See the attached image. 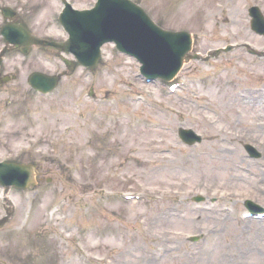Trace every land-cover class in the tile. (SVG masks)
<instances>
[{"label": "rangeland", "instance_id": "374dc122", "mask_svg": "<svg viewBox=\"0 0 264 264\" xmlns=\"http://www.w3.org/2000/svg\"><path fill=\"white\" fill-rule=\"evenodd\" d=\"M3 1L33 33L44 28L65 38L50 27L59 1ZM132 1L163 28L190 32V53L201 59L184 63L172 78L179 86L169 91L172 79L144 82L138 63L112 43L93 70L66 66L56 53L40 56L38 48L30 60L8 55L4 67L18 80L0 87L12 90L0 93V160L32 161L45 172L36 185L9 190L14 212L0 228V264H264V218L241 217L245 199L264 209V101L256 98H264V60L243 48L233 62L234 52L202 58L226 43L264 50V36L247 21L253 0L233 7L222 0ZM70 2L81 10L95 0ZM37 69L59 74L52 93L28 85ZM180 127L200 142L182 143ZM247 143L263 150L261 157L249 158ZM132 193L139 197L123 196ZM3 207L0 196V217ZM193 235L203 237L189 241Z\"/></svg>", "mask_w": 264, "mask_h": 264}, {"label": "bare ground", "instance_id": "6f19581e", "mask_svg": "<svg viewBox=\"0 0 264 264\" xmlns=\"http://www.w3.org/2000/svg\"><path fill=\"white\" fill-rule=\"evenodd\" d=\"M57 1H59V0H57ZM64 1L68 2V5L66 4V7L64 8L63 12H59L58 15L55 17V19L57 22H59V21L61 22V26L63 29L68 28V26L70 27L69 28L70 30H66L64 32L66 34H69L70 37L66 36L67 39H66L65 44H63V45L58 44L52 48H47L48 51L44 52L43 55L50 57L56 53L62 60L67 61L70 64V66H73V65L78 66L79 65V66L83 67L85 65L88 70H93L95 68V66L97 65L98 61L101 60L100 54L102 52V46L105 44H102L101 38L92 36V34L96 30L92 29L91 27L89 28V29H91L89 34L79 35V34L84 33V28L81 27L74 18V14L76 13V10L72 7L73 4H72V6H70V4H71L70 0H64ZM233 6H235V5H227V7H233ZM89 9H90V7L87 9L84 8V10H82V15H81L80 19H81V21H83V23L85 25H87V23H88V25H91L92 21L89 18V15L95 14V12L93 10L90 11ZM180 9L181 8H179L178 11ZM94 10H96V9H94ZM115 10H120V9L115 8ZM32 13L34 14V12H32ZM142 14L149 20V22L151 23V25L153 26V28L155 30L158 31V28L161 29L163 27L162 25L158 24V22H156L153 18H151V16L149 15V13L146 9H143ZM142 14L141 13L138 14L137 12L133 13V16L135 19H140V22L138 23V21L129 20L121 12L117 13L116 17L118 18L119 22L122 23V25L124 26L123 32L132 31V30L136 29L138 26L139 32H137V35H141V37L137 39L136 44L127 46L126 41H122L120 43V47L122 49L132 53V55H130V56L126 55V56L134 59L138 63V72H139V75L143 78V81H144V79H147V78L152 79V81H162V82L169 81L177 74V72L179 71V69H181V67L184 65V63H186L189 60L191 61L192 58H194L196 60L194 54L190 53L191 52L190 50L192 47L188 46L183 52L181 50L182 53L178 57L179 62L177 61L176 57H172V56H167V58L165 60H161L160 55L155 54V49H158L160 47L161 40L148 38L149 36L152 35L153 30L150 29L149 23L147 22V20L145 19V17ZM28 16H31V13L29 11H28ZM97 19H99V15H98ZM183 19H184V17H183ZM5 20L8 21V19H5ZM145 20H146V22H145ZM2 22H4V20ZM6 28H7V26L4 25L3 30H5ZM102 29H103V31L107 30V24L106 23L102 24ZM142 29L145 32L144 34L141 31ZM31 35H32V31H31V29H28L24 39H25V43L27 44L29 49H31L30 45H29V41L32 39ZM48 35L51 36V34H48ZM73 39L76 40L78 45L77 44L73 45V43H72ZM75 48L96 49V50H98L99 48L100 49H99V52L97 54H95L94 56L91 57V61L88 63V60H89L91 54L86 53L82 59H79L77 57L78 55H76ZM178 51H180V50H178ZM12 52H14V51H12ZM32 52L33 51H31V54L28 55V58L30 57V55H32ZM231 53H233V52H231ZM68 56H71V57L69 58ZM4 58L2 59V61L4 60ZM31 58H32V56H31ZM237 58H238V56H237ZM231 59H232V62L235 60L234 58H231ZM29 60H30V58H29ZM47 62L51 63V61H47ZM86 63H87V65H86ZM39 64L42 66V62L38 58V65ZM163 66H169L168 71L163 72L162 71ZM1 68L2 67L0 64V69ZM236 72H237V70L235 71V73ZM1 79H3V80H2V83H0V86L3 87L4 85H7V83H5V81L8 79V77H5V76L0 77V80ZM17 80H18V78L16 79V81ZM50 80H52L51 75H47L42 69H39L38 72H35L34 74H32V77L30 78L28 83L31 86L32 91L33 90L36 91V94L41 93V92H45V93L51 92L52 93V91L55 88H52V84H50ZM52 82H54V81H52ZM149 83H151V82H149ZM6 90L9 92L12 91L11 89H6ZM16 90H18V89H16ZM16 90H14L13 93ZM92 91H93L92 89L86 90V92L89 94H91ZM3 93H5V91H3ZM57 93H58V90L56 89L55 94H57ZM242 93L243 92L241 91V93H239L238 95L241 96ZM73 94H75V93L73 92ZM257 97L259 98V100L263 99V101H264V98L262 97L261 94H258L256 96V98ZM220 103L222 104V106L227 107L225 101H221ZM109 122H111V121L109 120ZM112 122H113L112 124L117 125L120 121H119V119L115 118L112 120ZM189 135L191 136L192 140L196 139L193 134H189ZM245 151H247V153H249L250 155H254L253 157H259L260 152H262L263 150L262 151L261 150H255L254 147H247L245 149ZM249 158H252V157L250 156ZM7 160L8 159H2L1 160L5 164V166L6 165L8 166V164H9V161H7ZM28 164L31 165L30 171L37 169L35 164H33V163H28ZM11 165L14 167V171H16V170L22 171V165H20V164L15 165L14 163H11ZM241 170H242V172L244 171L242 166H241ZM216 176H218V175H216ZM220 177H221V175H220ZM243 202L246 205L245 206L246 210L252 211L254 213L258 212L259 214L264 216V209L262 207L257 206L255 204V202H253L250 199H246ZM220 209H223L222 206H220L218 208V210H220ZM259 219H262V218H259ZM255 221H259V220H255ZM213 252H216L215 248L213 249V251L210 254H213ZM200 254L198 255V257L201 256Z\"/></svg>", "mask_w": 264, "mask_h": 264}, {"label": "water", "instance_id": "95a60500", "mask_svg": "<svg viewBox=\"0 0 264 264\" xmlns=\"http://www.w3.org/2000/svg\"><path fill=\"white\" fill-rule=\"evenodd\" d=\"M96 23L99 26L98 22H96ZM97 25L94 22L92 24V29L96 30L92 34L93 37H98L97 33H98L99 30H98V26ZM158 31L161 34H168V35H173V36L180 35V34L187 35V33H185V32H173V31L163 30V29H159V28H158ZM74 44H77L78 45V43L76 42V40L73 41V45ZM75 50H76V53L78 55L77 57L79 59H82L83 56L86 53H90L91 56H90V58L88 60V63L91 61V57L98 53L96 49H91L90 52L84 51L83 48H75ZM173 55H174V57L177 58V61L179 62L178 57L181 55V51L174 52ZM15 165H17V164H15ZM23 172H27L28 173V177H29V175H30V167L29 166L22 165V171H17V173H15V176H14V167L11 165V163H9L8 166L7 165L5 166L4 163H0V183H3V182H12L14 184H19L20 181H16V180H17L18 176H20Z\"/></svg>", "mask_w": 264, "mask_h": 264}]
</instances>
